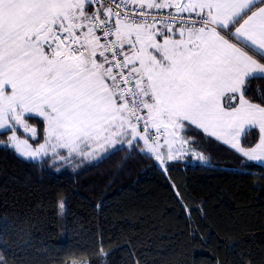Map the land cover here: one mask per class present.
Segmentation results:
<instances>
[{
  "label": "snow or ice",
  "instance_id": "snow-or-ice-1",
  "mask_svg": "<svg viewBox=\"0 0 264 264\" xmlns=\"http://www.w3.org/2000/svg\"><path fill=\"white\" fill-rule=\"evenodd\" d=\"M262 60L264 0H0V130L12 133L0 146L49 168L117 152L165 165L196 126L264 161Z\"/></svg>",
  "mask_w": 264,
  "mask_h": 264
},
{
  "label": "trees",
  "instance_id": "trees-1",
  "mask_svg": "<svg viewBox=\"0 0 264 264\" xmlns=\"http://www.w3.org/2000/svg\"><path fill=\"white\" fill-rule=\"evenodd\" d=\"M252 83L264 88V80ZM10 133L0 131V144ZM185 134L209 163L160 165L150 154L117 152L99 164L51 158L49 168L0 146V259L264 264V165L212 138ZM244 135L246 147L258 141L257 129Z\"/></svg>",
  "mask_w": 264,
  "mask_h": 264
},
{
  "label": "rangeland",
  "instance_id": "rangeland-1",
  "mask_svg": "<svg viewBox=\"0 0 264 264\" xmlns=\"http://www.w3.org/2000/svg\"><path fill=\"white\" fill-rule=\"evenodd\" d=\"M27 118V117H26ZM28 123L33 125V126H36L37 129L40 127V124H39V120H34V119H29L28 120ZM19 130L22 132V130L18 127L17 128V135L21 138V139H28L29 140V143L30 144H33L31 142V138L28 134L24 133V136H21L22 134L19 133ZM0 131H4V130H0ZM23 133V132H22ZM39 133V132H38ZM12 133L9 134V137L11 136ZM26 135V136H25ZM189 140V139H188ZM141 147H143L142 144H140ZM36 145L33 144V147H35ZM190 152L188 154H186L183 158H185L186 162H190V163H209V158L208 156L200 149L198 148H194L193 147H190ZM197 154H200L204 157L203 160L201 159H198L197 158ZM61 155H67L66 152H61ZM79 158V159H82L81 157H78V156H73L71 158H69L68 161H63L64 163H69V164H74V161H75V158ZM84 159V158H83ZM76 163V162H75ZM161 165V164H160ZM70 264H88V261L86 260H72L70 262Z\"/></svg>",
  "mask_w": 264,
  "mask_h": 264
},
{
  "label": "crops",
  "instance_id": "crops-1",
  "mask_svg": "<svg viewBox=\"0 0 264 264\" xmlns=\"http://www.w3.org/2000/svg\"><path fill=\"white\" fill-rule=\"evenodd\" d=\"M245 50H247V49H245ZM249 54L250 55H252V53L251 52H249ZM257 59H259V57H257ZM262 63H264V60H262L261 61ZM191 128H192V131H190L191 133H193L195 136H198V137H206V138H212V139H214V140H216L215 139V137H210V136H208L207 134H205V133H203V131L201 130V129H199L198 127H196V126H190ZM258 130V129H257ZM186 132V131H185ZM185 132L183 133V135H184V138L185 139H189L190 141L192 140V138H190V137H188L186 134H185ZM200 132V133H199ZM190 134V133H189ZM21 136H23V135H21ZM191 136V135H190ZM242 139H243V136H242V138H241V145L242 146H244L243 145V142H242ZM217 141V140H216ZM219 143H221L222 145H224V146H226V147H228V148H230L228 145H226V144H224L222 141H218ZM259 142V140L256 142V143H258ZM255 143V144H256ZM140 144H142V142L140 143ZM254 144V145H255ZM254 145H252V146H254ZM190 147H193L194 146V148H197L194 144H190L189 145ZM245 148H247L246 146H244ZM231 149V148H230ZM231 150H233V151H235L236 153H238L235 149H231ZM61 152H66L65 150H61ZM240 156H242V154H240V153H238ZM243 157V156H242ZM245 159H247L246 157H244ZM83 159V158H82ZM86 160V159H85ZM182 161H186L185 160V158H182L181 159ZM248 160V159H247ZM252 162H255V163H258V164H261V165H264V161H252Z\"/></svg>",
  "mask_w": 264,
  "mask_h": 264
},
{
  "label": "built area",
  "instance_id": "built-area-1",
  "mask_svg": "<svg viewBox=\"0 0 264 264\" xmlns=\"http://www.w3.org/2000/svg\"><path fill=\"white\" fill-rule=\"evenodd\" d=\"M110 3V0H104V6L107 7L108 4ZM93 7H98V5L93 6ZM164 12H166L167 10H163ZM101 15L103 16V12L101 11Z\"/></svg>",
  "mask_w": 264,
  "mask_h": 264
}]
</instances>
